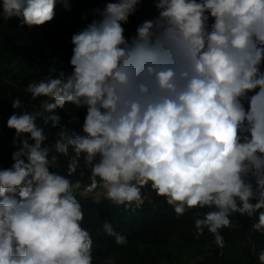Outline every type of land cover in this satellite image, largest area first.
Masks as SVG:
<instances>
[{"label":"clouds","instance_id":"clouds-1","mask_svg":"<svg viewBox=\"0 0 264 264\" xmlns=\"http://www.w3.org/2000/svg\"><path fill=\"white\" fill-rule=\"evenodd\" d=\"M58 2L69 8L68 0H2L0 17L43 26ZM140 3L91 10L95 18L70 38L71 72L50 67L24 89L41 112L11 101L15 150L0 169V264H93L82 188H102L129 209L145 204L150 186L177 217L196 209L194 238L207 229L219 249L237 215L264 235V0H155L158 15L126 38L122 25ZM66 104L86 110L84 135L56 112ZM48 127L58 130L51 145ZM78 169L81 179L71 180ZM102 232L128 244L110 222ZM253 255L264 264V249Z\"/></svg>","mask_w":264,"mask_h":264},{"label":"trees","instance_id":"trees-1","mask_svg":"<svg viewBox=\"0 0 264 264\" xmlns=\"http://www.w3.org/2000/svg\"><path fill=\"white\" fill-rule=\"evenodd\" d=\"M109 2L115 3L117 0H68V9L58 2L54 19L43 26L32 28L26 25L20 27L18 18L4 21L0 17V169L8 168L13 163L11 153L15 150L12 145L15 133L6 125L8 117L16 111L12 108L11 101L19 97L27 111H42L39 106L40 101H31L30 94L25 93L27 84L48 77L50 67H55L57 70L63 67L66 72L72 70L69 65L72 48L55 43L54 36H72L95 18L91 12L92 9L103 8ZM85 14L87 19L82 18ZM157 15L155 0H141L135 14L130 16L129 22L122 26L125 27L132 22L140 25L143 21ZM85 111V109L75 110L71 104H66L63 110H56L69 130H74L80 135H84L82 125ZM71 114L78 116L79 123L68 124ZM36 122L40 125L42 119L38 118ZM57 131L50 127L46 128V132L50 134L48 141L50 145L55 143ZM60 159L62 167L58 171L66 175L67 159L62 156ZM81 164L83 165V160ZM83 170L85 176L82 184L87 185L90 183L89 172L86 168ZM79 171L78 169L70 179L73 181L81 179ZM142 194L149 197L145 204L140 208L133 206L129 209L116 206L104 197H100L97 202H92L78 194L84 211L82 227L92 234L94 240L93 264H103L105 260L119 256L143 242L165 243L171 236H175L188 245L205 248L203 259L195 264H258L257 256L253 255V248L256 253L264 249V235L251 230L254 219L237 215L235 220L239 226L222 230L225 247L219 249L214 244V236L207 229L199 239L194 238L193 214L197 211L196 209L177 217L173 208L163 197L156 196L150 186L143 188ZM105 221L112 223L116 231L127 236V245L118 246L113 237L103 234L102 225ZM235 243L239 245L240 258L236 261L226 260L227 249ZM135 264H162V259L157 255H147L138 257Z\"/></svg>","mask_w":264,"mask_h":264},{"label":"rangeland","instance_id":"rangeland-1","mask_svg":"<svg viewBox=\"0 0 264 264\" xmlns=\"http://www.w3.org/2000/svg\"><path fill=\"white\" fill-rule=\"evenodd\" d=\"M209 23H212L210 20ZM137 24L134 22L126 25L125 36L130 38L135 34ZM71 36L62 37L60 35L54 36V42L63 45L67 48H72L73 45L70 43ZM83 194V189L80 190ZM85 198L92 202H97L100 197H104V190L98 188L92 194H83ZM87 196V197H86ZM240 248L238 243L231 245L225 254L226 260L236 261L240 258ZM147 255H157L162 259V264H195L196 262L203 259L205 255V248L200 246L188 245L175 236H171L165 243L156 244L152 242H143L134 248L126 250L123 254L115 256L114 259L117 263L125 262L127 264H135L138 257Z\"/></svg>","mask_w":264,"mask_h":264}]
</instances>
